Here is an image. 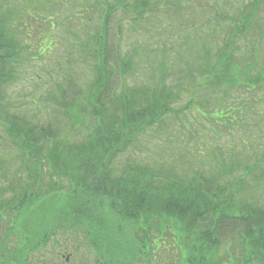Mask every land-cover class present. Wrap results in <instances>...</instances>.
Listing matches in <instances>:
<instances>
[{
  "label": "trees",
  "instance_id": "1",
  "mask_svg": "<svg viewBox=\"0 0 264 264\" xmlns=\"http://www.w3.org/2000/svg\"><path fill=\"white\" fill-rule=\"evenodd\" d=\"M133 1L132 5L130 0L118 3L128 11L125 13L132 12L143 21L150 4L155 7L160 3L159 0L153 4L152 0ZM115 5L106 13L99 43L95 41L90 45V42L79 49L84 55L95 58L84 92L69 88L73 86L71 78L69 82L65 79L68 87L50 84L53 89L59 88L58 98L53 100L58 102L71 128L83 122L80 113L87 112L97 120L94 132L71 143L57 139L60 126L34 122V115L29 112L40 108L37 100H33L32 105L27 100L25 105L14 106L3 98L11 86L25 77L19 69L24 53L21 55L15 33L4 28L5 20L0 17V114L9 122L12 136L17 142L23 132L32 148V160L28 163L34 164L43 155L46 164L41 178L47 175L51 180L59 179L42 185L65 192L66 205L71 203V208L65 212V221L76 228L82 226L89 233V239L109 242L100 246L105 248L101 255L111 258L106 260L107 264H178L179 261V264H264V197H259L260 188L264 187V59H258L254 53L249 54L250 59L246 58L247 53H243L237 41L241 37L238 35L259 24L255 19L262 21L257 11L264 0H249L235 6L234 13L219 15L215 20L216 42L199 43L200 52L194 59L198 78L201 76L207 86L216 85L218 92L225 96L231 90L246 95L249 101L245 107L238 103L228 115L226 128H238L241 122L243 131L233 144L222 145L215 141L219 152L215 165L219 170L209 176L195 170L192 158L188 163H181L182 157L172 156L170 151L166 154H170L171 163L162 162L161 156L149 161L152 163L140 161L136 156L120 161L143 130L154 129L159 123L160 128L166 127L163 119L175 112L173 104L181 97L182 86L171 84L163 74L152 84L134 85L135 88L128 91L126 87L116 90L120 77L126 78L136 69L135 56L141 50L121 53L118 48L109 47L107 26ZM174 7V4L170 6L172 14ZM204 15L199 13L195 17ZM191 25L188 24L186 32ZM206 25L214 29L210 22ZM261 30L264 31V26ZM190 41L198 44L199 40L186 39L184 47H179L184 48L183 58L193 57ZM184 61L187 64L190 60ZM160 70L166 72L164 62ZM188 79L200 85L195 74ZM193 107L190 100L186 109ZM223 116V113L218 117L212 115L208 122L215 126L214 122ZM54 135L56 141L42 154V140ZM162 138L165 153L163 147L170 140ZM193 150L190 146L182 156L188 159L193 156ZM41 178L32 180L30 185ZM44 188L45 194L48 191ZM28 201L31 197L25 196L11 200L9 205L22 206ZM167 228L173 231V243L161 240ZM172 247L179 250L181 259ZM158 250L171 251V255L158 258ZM220 250L225 252L222 262L217 256Z\"/></svg>",
  "mask_w": 264,
  "mask_h": 264
},
{
  "label": "rangeland",
  "instance_id": "2",
  "mask_svg": "<svg viewBox=\"0 0 264 264\" xmlns=\"http://www.w3.org/2000/svg\"><path fill=\"white\" fill-rule=\"evenodd\" d=\"M48 4L52 8H56V11L59 12L62 16L71 18L70 24L67 27H63L60 31L55 30L52 33L58 36L59 44L54 42L49 35V28L51 25V19L49 17L43 16L40 11L37 13L30 12V15L42 20L45 23V28L42 27L38 30L36 29V34L34 35L32 31H28L25 37V41L31 44V49L37 48L40 54L46 55L50 53L51 55H56V61L58 62H45L44 64L40 61H34L32 65L27 66L24 70L27 71V78L18 86H13L9 89V94L12 96L11 102L18 104L20 102V98L23 99L25 103L26 95H29L30 92H34L38 89H41L43 86V80H48V71L56 69L60 71L58 63H61L63 67H67L70 64V60L72 56L69 54L70 52H75L77 48V44L81 43L82 40L87 41L91 39L92 35L96 28L101 23L102 14L105 11L106 4L103 0H46ZM113 2V0H109ZM156 0H152L151 3ZM160 3L155 7L150 4L149 13L144 16V21L142 20L139 23L138 30H134L132 26H129V21L126 19L122 10L119 8L115 11L114 16H112L109 26V44L111 48L116 50L117 47H120L122 51L129 50H143V57H138L137 61L139 63V67L137 70H134L133 74L130 77V80L127 83L129 88H133V85L140 86L146 84L154 83L159 77L163 74H166L167 81L171 84H176L177 87H181L182 95L180 99L174 104V107L181 108L184 107L188 101L192 99V97L196 96L193 100V103L196 102L198 95L206 94L204 89L200 90L197 94L196 89L197 86L188 77L191 74H195V70L197 69V65L194 64V59L198 57V52H200V45L193 44L192 41V52L190 58H183L184 48H179L186 42L188 37H191L193 40H211L215 41L217 39L215 31H217V26L215 24V20H218V16L215 15L214 9L221 6L222 9L229 8L230 3H235L236 0H159ZM231 1L230 3H226ZM242 2V1H241ZM70 4L68 6H64V4ZM91 3L90 8L92 10V14H90L89 10L85 9V7ZM174 4V14L170 12V6ZM219 8V10H221ZM199 13H204V16H198L196 19V15ZM89 14L92 15V18H89ZM218 15V14H217ZM232 16V15H231ZM221 25H224V20L221 19ZM67 19L64 20L66 23ZM207 22H210L214 29L210 30ZM180 23H183L180 26ZM189 31L188 24H191ZM119 26H121L119 31ZM216 26V27H215ZM256 29L257 26L255 27ZM198 29V31H195ZM42 30V31H41ZM39 32V33H38ZM211 32L213 35L212 38H202L201 35L205 33ZM41 43L38 45L37 40L38 36ZM88 36V37H87ZM264 36V34H263ZM44 37V38H41ZM257 37V35H256ZM259 37V35H258ZM118 38V39H117ZM251 39V35H247L245 40L239 41V46L242 48L244 42L246 44ZM33 40V41H32ZM165 40V43L163 41ZM238 41V40H237ZM259 48L264 51V40L261 41ZM60 45V48L57 49ZM158 47V48H156ZM248 47V46H247ZM27 48L29 50V46L27 44ZM57 49V51L55 50ZM247 50V48H246ZM150 51V52H149ZM162 51V52H161ZM62 59L59 60V56L63 53ZM259 52V51H258ZM196 53V54H195ZM73 54V53H72ZM83 55V54H82ZM81 55V56H82ZM185 60H190L187 64ZM164 62L166 67V72L162 73L160 70L161 63ZM92 62L85 63L79 60L78 66L74 64L75 68L79 67L80 71H83V78L78 79V85L84 86L85 82L89 79L87 77V72H90L92 67ZM188 66L190 67L188 69ZM73 66H70L68 70L72 69ZM67 70V68H65ZM40 77V78H39ZM188 79V80H187ZM184 84V86L182 84ZM195 92V93H194ZM196 94V95H193ZM212 94V93H210ZM47 97V96H46ZM207 108H204L206 110ZM39 114L40 119L44 122H54L58 124V122H62V124L67 125L66 118L63 116L62 112L55 110L52 104L44 107L40 112H35ZM222 110H214L212 115L214 117H218L222 114ZM185 115V123L181 126L179 121H175L173 119L174 116L169 115L164 119V122L172 127L167 128H154L148 130V132H143L138 135L137 141L135 145L130 149L129 153L124 156V158H134L135 156H139L141 152L143 153L142 157L139 156L140 161H153L155 158L161 156L162 162L171 163L173 161L170 158V154H166V152L170 151L172 156L175 154L182 157L181 163L188 160H191L192 156L190 155L187 159L183 157L182 154H185L186 151H189V147L197 149L201 143L202 138L200 135H196L194 131V126L200 125V123H204L202 117L196 112L192 111H183V114L179 115L180 120L184 118ZM83 115L81 116V118ZM47 119H51L48 121ZM68 126V125H67ZM175 126V127H174ZM94 128V122L90 118H87L86 122H82L74 129H71V132L66 129H62L60 138L68 141V143L75 142L81 139L85 134L90 132ZM200 130L205 131V135L210 137L211 132L209 131L207 126L199 127ZM237 130L233 131L232 136H236ZM241 131L239 130V133ZM161 133H169L175 134L177 136L170 137L172 140L165 142L166 146H164L165 153L162 152V144L163 138L160 136ZM194 135V136H193ZM165 137V135H163ZM217 140H219L216 137ZM222 143L229 142L230 138L224 136L221 138ZM49 144V141L45 143V147ZM186 146L188 148H186ZM214 145H211L213 157L215 154L218 156L217 152L212 148ZM188 149V150H187ZM214 150V151H213ZM188 153V152H187ZM21 153L12 145L11 142L8 141L6 137V133L4 129H0V157L4 158L7 163H9V167L12 171V176L14 178L15 174L20 173V177L22 178V184L24 186L31 182V179L28 176V171L23 168V170L19 169L21 166L20 160ZM24 156V154H22ZM166 155V156H165ZM167 157V159H166ZM144 159V160H143ZM198 158L194 159L195 170L199 171L202 175L209 176L213 172H217L219 167H217L214 162L207 163L206 168L203 167V162H197ZM205 160V159H203ZM152 163V162H149ZM21 168V167H20ZM183 168V167H182ZM43 180L48 183V178L44 177ZM10 193L8 196H11ZM64 191L51 192L46 195H43L41 198L38 197L34 199L30 204L26 206V208L22 209L24 213L22 216V221L20 223V230L23 234L32 233L33 237H40L44 233L49 232L53 227L60 224V220L58 218L60 210L66 205V196ZM264 196V195H263ZM63 230L58 231L56 234V239L62 240V238L68 237L70 233L62 234ZM155 234V233H154ZM79 235V237H77ZM156 235V234H155ZM167 237H170V232H167ZM165 236V235H164ZM71 239H81L84 238V234L82 232H76V234L70 235ZM172 251L175 250V247L171 248ZM171 255V251L166 253V256ZM173 264V263H171Z\"/></svg>",
  "mask_w": 264,
  "mask_h": 264
},
{
  "label": "flooded vegetation",
  "instance_id": "3",
  "mask_svg": "<svg viewBox=\"0 0 264 264\" xmlns=\"http://www.w3.org/2000/svg\"><path fill=\"white\" fill-rule=\"evenodd\" d=\"M68 260V259H67Z\"/></svg>",
  "mask_w": 264,
  "mask_h": 264
}]
</instances>
